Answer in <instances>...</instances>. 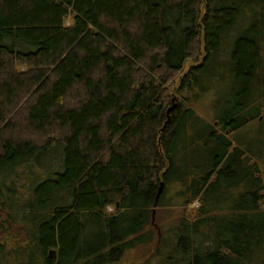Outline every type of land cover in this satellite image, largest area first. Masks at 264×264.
<instances>
[{"label":"trees","instance_id":"1","mask_svg":"<svg viewBox=\"0 0 264 264\" xmlns=\"http://www.w3.org/2000/svg\"><path fill=\"white\" fill-rule=\"evenodd\" d=\"M259 99L264 0H0V264H113L176 185L158 264H264Z\"/></svg>","mask_w":264,"mask_h":264},{"label":"rangeland","instance_id":"2","mask_svg":"<svg viewBox=\"0 0 264 264\" xmlns=\"http://www.w3.org/2000/svg\"><path fill=\"white\" fill-rule=\"evenodd\" d=\"M68 21L66 22L69 23ZM191 64L192 63H188L186 66L189 67ZM176 86L177 83L175 84L172 91L174 96ZM259 102L262 106H264V101L262 99H259ZM196 111L207 121H209L211 118L209 106L207 105L206 100H203L200 105L196 107ZM263 118L264 116L244 128V131L246 132V140L249 143H251L253 140L255 141L257 139L264 138V129L261 128L264 127L262 126L264 122ZM22 137H24V135H22ZM23 181L24 179H21L17 182L14 180H9L6 183L5 188H8L13 192L11 197L14 199L11 200L12 202H17L15 200L16 197L20 198L25 196L26 192ZM177 191V185L169 188V191L166 192L165 195L163 194L164 197L162 202H160L159 207H156V205L150 208L147 207V209H149L146 220L147 224L144 230H142L141 235L139 234L140 236H144L143 241L141 240L139 242L140 244H138L136 247L126 251L120 260L115 259L113 264H158L160 260L164 259V255L173 251L171 247L173 244H175V238L173 237L174 232L178 230L180 223L184 220H194L195 216L197 215V208L202 205L200 202H198L189 207H179L178 201L173 203L175 201L174 194ZM107 210L109 213L112 212L111 208H108ZM222 220H224L223 223L229 224L230 218L222 217ZM1 229L18 230V228H16L11 222L4 224V227H1Z\"/></svg>","mask_w":264,"mask_h":264},{"label":"water","instance_id":"3","mask_svg":"<svg viewBox=\"0 0 264 264\" xmlns=\"http://www.w3.org/2000/svg\"><path fill=\"white\" fill-rule=\"evenodd\" d=\"M174 108H175V105H173V106H172L171 108H169L168 111H167V123H168V121H169V115H170V113L174 110ZM162 188H163V185L161 184V185H160V188H159V190H158V194H157L156 199H158V197L160 196V194H161V192H162ZM49 256H55V251L51 250V251L49 252Z\"/></svg>","mask_w":264,"mask_h":264}]
</instances>
